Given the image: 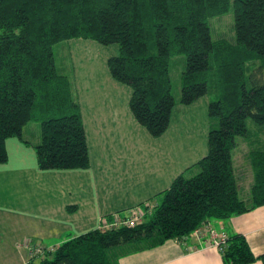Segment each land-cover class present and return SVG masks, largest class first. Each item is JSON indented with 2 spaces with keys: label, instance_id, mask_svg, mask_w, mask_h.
Masks as SVG:
<instances>
[{
  "label": "trees",
  "instance_id": "trees-1",
  "mask_svg": "<svg viewBox=\"0 0 264 264\" xmlns=\"http://www.w3.org/2000/svg\"><path fill=\"white\" fill-rule=\"evenodd\" d=\"M231 7L236 43L213 40L209 20ZM75 39L119 46L120 54L107 61L110 74L131 88L130 111L154 138L168 131L176 106L171 59L185 55L181 103L195 104L212 83L218 99L209 114L219 128L210 131L208 153L192 167L196 174L179 175L135 208L143 212L136 226H107L128 219L117 215L53 249L28 243L27 264H119L121 256L264 206V150L251 158V202L240 197L232 154L237 138L250 135L249 119L264 128V0H0V165L9 162L7 142L22 140L25 127L37 122L40 170L90 169L81 108L53 51ZM221 253L224 264H264L241 234L229 236Z\"/></svg>",
  "mask_w": 264,
  "mask_h": 264
},
{
  "label": "crops",
  "instance_id": "crops-1",
  "mask_svg": "<svg viewBox=\"0 0 264 264\" xmlns=\"http://www.w3.org/2000/svg\"><path fill=\"white\" fill-rule=\"evenodd\" d=\"M84 41L91 40L66 41L69 47L73 46L71 56L76 54L84 57L80 59V66L91 58V54L87 52L91 47L84 44ZM59 44L56 46L61 49ZM92 60L93 58L91 64ZM93 74L97 75L94 70L80 74L75 70V82L72 85L73 97L80 105L89 144L90 169L42 171L38 167L34 149L40 143L41 136L36 138L34 144L24 136L22 140L14 138L7 142L9 162L0 165V264H27L31 255L24 245L26 243H30L32 247L53 249L70 239L98 229L104 218L117 215L122 218L119 213L129 210L134 212L138 205L169 189L179 175L190 171L191 174L197 173L196 168L192 167L208 153L207 145V151L187 157V150L184 149L191 147L192 142L189 141L187 146L183 135H170V130L159 138L152 137L147 130H127L123 133H118L121 130H112L113 127L117 129L120 123L123 85L116 82L110 74L111 78L107 77L106 83L116 95L103 94L101 87L90 97H81L79 86L76 85L77 75L82 76L83 87L88 89L96 82ZM112 112L119 116L116 124L111 123ZM131 119L130 124H138L132 117ZM96 134L99 137L106 136V140L114 137L117 152L108 154L101 141L96 139ZM168 135L173 138L170 139ZM186 135L190 137V133ZM23 141L29 144L26 145ZM10 142L13 143L12 151L9 149ZM243 144L247 148L242 154L236 155V163L233 156L234 172L236 177L246 176L243 166L249 165L252 180L247 186L244 185V177H241V181L237 178L240 195L245 189L251 192L254 183L251 158L255 152L264 150L263 130H251L248 137H243ZM238 147L239 145L233 152ZM11 153L16 156L12 157ZM119 153L127 156L128 162L134 164V167L125 165L121 169L119 165L124 162L122 155L119 160L114 159ZM107 155L112 156L111 162H107ZM137 155L141 169L135 167L134 159ZM12 161L17 162L14 165L22 172L12 187H9ZM11 199L17 204H11ZM69 206H76V209L69 210ZM210 227L217 231L223 230L229 236L243 235L255 256L264 255V206L229 220H213ZM118 263L224 264V261L221 250L210 242L209 230H204L199 236L191 235L181 241L171 240L156 248L121 256ZM254 264L263 263L258 261Z\"/></svg>",
  "mask_w": 264,
  "mask_h": 264
},
{
  "label": "rangeland",
  "instance_id": "rangeland-1",
  "mask_svg": "<svg viewBox=\"0 0 264 264\" xmlns=\"http://www.w3.org/2000/svg\"><path fill=\"white\" fill-rule=\"evenodd\" d=\"M209 25L211 27L213 40H227L229 43H236V34H235V15H234V8L231 7L230 11L226 13L225 15L218 16L215 18H212L209 20ZM87 46L91 47L87 49V52L91 54V58L88 59L86 63H84L82 66H80V59L84 57H80L76 54H73V56L70 55V52L73 49V46L69 47V43L63 42L59 44L61 46V49H58V46H55L53 51L55 53L56 58V66L58 69L59 74L67 76L72 85L75 82V70L77 71V74H80L81 72H86L90 70H94V72L97 74L96 76L93 74V78H96V82L94 85L90 86L88 89L83 87V78L82 76L77 75V81L76 85H78V89L80 91L81 97H90L98 89L103 87L102 93L103 94H115L111 87L107 85L106 79L107 77L111 78L110 71L107 65V61L109 58L113 56H117L120 54V49L118 45H111V46H103L95 41H84ZM92 64H91V59ZM187 65V58L185 55H177L171 59L170 62V76L172 80V94L175 97L176 100V106L173 111L171 125L168 129L170 130V135H183L184 140L187 143V146H189V141L192 142L191 147H186L184 151H186V156H190L191 154H198L203 151H207V145H208V136L212 129H218L219 128V121L217 118H213L209 114V107L210 103L217 101L218 99V92L213 88L212 83H210V90L208 95L198 100L197 103L191 105V106H185L181 103V77L183 72L186 70ZM122 85V84H121ZM122 111L120 115V120L117 129L112 128V130H121L118 133H123L127 130H146L140 125H135L134 123L130 124L129 119L131 117L133 118V121H135L130 108H129V101L131 98V88L129 86L123 85L122 86ZM73 89V88H72ZM87 89V91H86ZM116 95V94H115ZM111 123L116 124L117 120L119 118L118 114H114L112 112L111 114ZM131 115V117H130ZM128 116V120H127ZM122 121V122H121ZM131 121V122H133ZM136 122V121H135ZM248 129L249 130H264V128L258 126L255 124V122L251 119L248 120ZM109 124L107 125V127ZM108 129V128H107ZM106 129V130H107ZM98 130V129H97ZM41 129L40 124L37 122H31L27 127L26 131L23 134L24 138L27 141H31V143H36V138L38 136H41ZM190 133V137L186 134ZM135 134V132H134ZM169 136L170 139H172V136ZM97 136V140H100L101 143L104 145V148L108 154H113L117 152V148L114 146V137L107 138L106 136ZM90 137L92 139V133L90 134ZM237 143L239 147L236 149V151L233 152L234 160L236 159V155L242 154L243 151H245V148H247V145L243 144V137L237 138ZM9 149L12 151V144L8 143ZM34 152L33 149H30ZM12 157L16 156L13 153ZM122 153L116 154L114 159L119 160ZM139 155L134 159L135 161V167L138 169H141V163L138 160ZM204 158V157H203ZM202 158V159H203ZM122 161H124L119 167L122 169L126 165V167H134V164L128 162L129 158L127 156L122 155ZM112 156L107 155V162H111ZM113 162V161H112ZM16 161H12L11 169L9 170L10 173V183L9 187H12V184L17 179L18 176H21L22 170L20 168H16ZM236 163V160H235ZM247 164V161H245ZM249 164V163H248ZM247 172L246 176H239L237 175V178L241 181V177H244L245 184H247L250 180H252L251 171H249V165L243 166ZM196 174V173H195ZM194 174H191V171L186 174L187 177H191ZM6 181L8 179L6 178ZM6 186V185H4ZM19 192L23 193L20 188ZM241 199L251 202V192L247 189L245 191L243 190L242 194L240 195ZM11 204H17L16 201L11 199ZM154 205V204H153ZM22 206H24L22 204ZM16 208V207H15ZM120 215H122V218H132L134 216V212L130 211H124L121 212ZM116 217V216H115ZM150 219V215L144 220L148 221Z\"/></svg>",
  "mask_w": 264,
  "mask_h": 264
},
{
  "label": "built area",
  "instance_id": "built-area-1",
  "mask_svg": "<svg viewBox=\"0 0 264 264\" xmlns=\"http://www.w3.org/2000/svg\"><path fill=\"white\" fill-rule=\"evenodd\" d=\"M143 216V212L141 210H135L134 211V216L130 219L127 220H123V221H116L113 224H108L107 226H121V225H127L130 227H134L136 226V224L141 220ZM205 230H209V234H210V242L213 244V246H215L216 248H219L220 250H222V246H224L226 244V241L228 240L229 235L225 232V231H217L215 229H206ZM204 231V230H203ZM202 232V229H198L195 230V232L193 233L195 236H199ZM26 248H29V244L26 243L24 244ZM33 253H39V249L32 251Z\"/></svg>",
  "mask_w": 264,
  "mask_h": 264
}]
</instances>
